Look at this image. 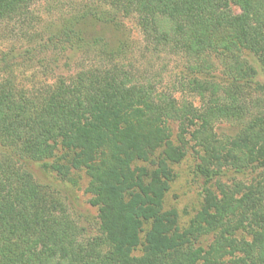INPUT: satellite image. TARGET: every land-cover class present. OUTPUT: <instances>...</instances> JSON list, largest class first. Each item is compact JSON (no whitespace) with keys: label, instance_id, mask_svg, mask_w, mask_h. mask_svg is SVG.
<instances>
[{"label":"trees","instance_id":"trees-1","mask_svg":"<svg viewBox=\"0 0 264 264\" xmlns=\"http://www.w3.org/2000/svg\"><path fill=\"white\" fill-rule=\"evenodd\" d=\"M41 1L0 0L6 38L18 27L32 45L34 32L23 29L35 23ZM88 2L97 5L51 33L78 55L66 75L23 89L17 55L1 53L0 264H264V85L253 82L256 71L245 59L264 67V0ZM119 16L133 18L142 33L151 59L145 71L111 32ZM161 52L183 62L168 93L153 66ZM171 94L196 98L200 108L177 107ZM219 121L246 126L222 141L212 133ZM169 122L178 123L179 146ZM186 135L200 148L199 170L210 182L224 168L262 174L249 185L214 181L181 230L164 199L171 166L186 155ZM37 165L61 181L84 172L97 211L94 236L85 237L64 202L37 183L29 169Z\"/></svg>","mask_w":264,"mask_h":264},{"label":"rangeland","instance_id":"rangeland-1","mask_svg":"<svg viewBox=\"0 0 264 264\" xmlns=\"http://www.w3.org/2000/svg\"><path fill=\"white\" fill-rule=\"evenodd\" d=\"M97 4L88 2V0H43L33 8L35 23L31 28L24 27L23 33L30 37L28 33H33L32 45L23 41L18 35V27L13 30L12 36L6 38L4 28L0 29V58L4 61V54H16L14 75L19 86L23 89L38 88L52 83L53 79L60 75H66L74 67L77 53L70 48V45L59 43L52 40L51 33H59L65 25V21L77 13H89ZM234 13H239L238 9L233 7ZM120 17V16H119ZM89 32L93 33L94 23L87 21ZM117 26L111 27V32L116 35L120 41L128 60L138 64L141 71H145L148 63H151L150 56L145 54V44L143 43L142 33L136 25L133 18H119ZM13 26L6 27V33H12ZM99 29V28H98ZM110 29V28H109ZM94 34V33H93ZM49 40L52 41L49 43ZM54 41L56 44H54ZM161 50V49H160ZM159 58H156L155 72H161V86L159 90L167 91L172 83L180 78L182 60L178 56L169 55L161 52ZM249 65L256 71L253 82L258 85H264V67L251 55H245ZM8 60V59H7ZM1 63V61H0ZM1 76V75H0ZM2 77V76H1ZM4 77V76H3ZM221 75L217 74L216 79L221 80ZM159 85V84H158ZM168 93V92H166ZM179 107L185 102L192 104L197 109L200 108V102L196 98L186 96L185 94H171ZM253 114L255 112L253 111ZM248 118V117H247ZM247 118L245 121H247ZM250 119V118H248ZM172 132V141L175 145L178 142V123L169 122ZM246 126V122H227L219 121L213 125L212 133L222 141L235 136L240 129ZM193 130H189V133ZM185 157L176 165L171 166L174 180L170 184L169 191L164 199V210L175 211L178 216V227L184 230L189 222L199 212L204 199V190H215L214 181L219 180L225 185L232 187L234 184L249 185L253 184L261 176V171H252L249 169L243 172H237L233 169L224 168L221 175L213 182L209 181L207 175H203L199 168L201 167L200 157L203 155L196 142L192 141L189 135L185 136ZM64 154L59 153L57 159ZM66 160V159H64ZM62 161V160H60ZM63 163V161H62ZM138 166H147L138 164ZM33 173L37 183L42 186L49 194L59 197L67 206L69 214L84 228V236L95 235L97 224V211L88 204L89 197L85 194L88 180L84 172H74L69 180L61 181L49 169H42L40 166H31L29 168ZM261 173V174H260ZM203 241V246L206 243ZM205 244V245H204ZM139 256V252L134 253Z\"/></svg>","mask_w":264,"mask_h":264}]
</instances>
